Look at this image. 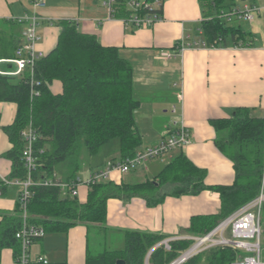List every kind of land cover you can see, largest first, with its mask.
Instances as JSON below:
<instances>
[{"label":"trees","instance_id":"16d2710c","mask_svg":"<svg viewBox=\"0 0 264 264\" xmlns=\"http://www.w3.org/2000/svg\"><path fill=\"white\" fill-rule=\"evenodd\" d=\"M199 3L205 13L197 32L202 37L199 41L214 48L223 47L226 39H230L235 48L250 45V34L236 24H229L237 20L228 23L220 17L224 7L228 11L233 8L226 6V0H199ZM127 16L124 2L118 1L113 6L112 17ZM60 24L55 48L35 65L34 78L40 82L38 96H30L28 74L0 75V103L16 106L14 121L3 128L11 144L4 155L11 162L9 181L26 178L21 133L28 125L38 135L35 148L43 149L40 165L32 175L36 183L74 181L83 148L89 156H96L103 146L117 140L119 160H125L142 144L134 118L139 102L133 98L132 65L120 56L117 48L103 47L94 36L79 32L74 22ZM54 81L61 84L59 94H53L49 88ZM212 125L217 132H222L215 145L233 165L231 185L207 186L206 171L179 151L152 179L136 184L109 180L90 185L85 203L63 194L59 187L35 185L30 188L27 205L29 223L43 229L45 234H65L76 226H84L87 232L90 228L107 232L106 205L110 199L140 198L147 206L154 207L166 197L196 196L211 191L219 195L218 214L193 217L187 231L193 236L206 235L220 221L254 199L264 178V117L255 116L249 109H237L229 119L213 121ZM61 165L67 171L64 180L56 177ZM165 185H170L171 189L160 193ZM6 188L0 186V196ZM20 227L17 198L12 212L0 214V257L6 249L12 251L14 260L18 256L20 248L15 234ZM165 239L145 232H126L122 249L102 248L92 255L87 248L84 264H115L118 260L125 264H171L192 244L180 240L171 242L168 251L163 246L156 247ZM240 256L231 247H216L182 264H230Z\"/></svg>","mask_w":264,"mask_h":264},{"label":"crops","instance_id":"0c3cea01","mask_svg":"<svg viewBox=\"0 0 264 264\" xmlns=\"http://www.w3.org/2000/svg\"><path fill=\"white\" fill-rule=\"evenodd\" d=\"M52 3L54 6L47 8L46 3L45 7L36 8L33 0H0V71H14L9 60L24 30L23 25L11 19L25 14L41 17L35 52L45 57L55 48L61 31V27L45 17L62 19V15L70 13L73 18L67 21L74 22L79 32L94 36L103 47L117 48L120 56L132 65L133 98L139 102L134 112L142 140L139 149L166 138L174 129L172 123L181 119L191 134V144L182 153L196 167L206 171L205 184L231 185L233 165L215 145L222 132H217L212 122L229 119L237 109H249L255 116L264 117V0H231L228 5L237 9L246 5L260 9L252 22L241 21L244 26L236 23L242 31L250 34L251 43L247 48H235L232 41L226 39L220 48L186 49L182 53L177 50L181 41L202 38L197 32L205 13L199 0H165L162 21L148 29L126 28L123 18L112 17L102 0H55ZM64 9L69 12L64 13ZM162 53H169L171 57L164 59ZM49 88L53 94L62 90L57 81ZM178 96H181L180 101ZM173 107L176 108L175 114L172 113ZM15 113L13 103H0V179H7L11 171V162L4 157L11 144L3 128L12 124ZM117 148L119 151V145ZM119 159L118 154V159L100 161L101 170L108 160ZM153 162L130 172L134 182L121 180L115 183L144 182ZM96 171H90L89 175ZM118 176L113 173L110 181ZM10 189L16 191L12 194ZM18 193V187L7 186L0 196V214L15 209ZM87 193V187H79V203H85ZM154 207L149 208L140 198L107 201L105 227H117L123 231V241L113 249L123 248L126 232L144 231L166 239L193 236L187 232L191 219L217 215L220 199L217 193L203 191L196 196L166 197ZM158 208L160 215L157 214ZM96 230L103 238L98 246L107 248V232ZM87 242V229L76 226L65 234L45 235L31 246V256H41L50 264H84ZM0 264H15L11 250L2 251Z\"/></svg>","mask_w":264,"mask_h":264},{"label":"built area","instance_id":"2783aa9c","mask_svg":"<svg viewBox=\"0 0 264 264\" xmlns=\"http://www.w3.org/2000/svg\"><path fill=\"white\" fill-rule=\"evenodd\" d=\"M123 1L128 11V16L122 19L126 28H151L155 23L162 21V7L165 0H102L104 7L112 14L113 6ZM36 8L46 6L45 0H33ZM260 9L255 6L246 5L243 8H232L231 11L221 12L220 17L228 23L234 20H244L252 22L259 14ZM12 22L23 25L24 30L22 39L14 49L13 58L9 63L15 68L13 72H2L0 75L20 77L22 74H28L30 84V96H38V87L40 82L34 78L35 65L43 57L35 52V45L39 41L37 33L41 17L35 14H25L22 17L11 19ZM186 49H214L208 47L202 41L180 42L177 45L178 53ZM162 58L169 59L171 54L162 53ZM181 100V96H178ZM172 113H176V108H172ZM172 132L157 143L138 149L135 154L125 160H108L103 169L91 173L84 182L76 178L74 181L66 183L63 181L46 180L34 182L33 173L39 167V157L43 154V149L37 150L35 144L38 135L28 125L21 133L24 141L22 150V161L26 169L25 180H12L1 178L0 186H16L19 188L18 203L21 211V227L15 234L19 243V254L15 258V264H49L41 256H31V246L35 241L43 238L45 232L38 226L29 223L27 205L31 196L30 188L35 185L59 187L63 194H68L71 198H78L79 187H89L97 183H103L110 180L113 173L119 175L127 174L143 168L147 163L154 160H162L172 151H183L191 144V134L183 121L176 120L172 123ZM264 207V178L259 194L247 202L231 215L223 219L218 225L206 235L188 236L184 238H167L160 242L156 247L163 246L165 250H170V243L173 241H191V246L184 251L174 264H182L191 257L216 247H231L240 253V257L230 264H264L260 259V216ZM172 262V263H173Z\"/></svg>","mask_w":264,"mask_h":264},{"label":"rangeland","instance_id":"374dc122","mask_svg":"<svg viewBox=\"0 0 264 264\" xmlns=\"http://www.w3.org/2000/svg\"><path fill=\"white\" fill-rule=\"evenodd\" d=\"M64 1V0H62ZM73 1V0H72ZM231 0H226V6L229 5ZM55 0H46L47 3V8L54 6L52 5ZM228 3V4H227ZM46 8V9H47ZM68 9H64L63 12L67 13L69 11H67ZM223 12H227L228 8L224 7ZM70 13L67 15H62V19H53L51 17H45V19H50L52 21H54L53 25H56L58 27H61V24L59 21L63 22V21H67L73 17H70ZM241 21L244 20H238V22H240L239 24H241L242 26L243 23H241ZM237 22H233V23H229L230 25H235ZM118 141L117 140H113L111 143L103 146L99 153L96 156H89L86 149H82L81 150V154H80V165H79V170L77 173V177L78 179H80L82 182H84L86 180V178H88L89 176V172L90 171H96V170H101L102 167H100V161L105 160V158L107 159H118ZM177 151H172L169 154H167L162 160H154L155 162L152 163V165H148L149 167V172L146 175L147 179H151L153 178V176L157 173L160 172V170L171 160L170 156H175L177 155ZM104 155V156H103ZM226 157V156H225ZM67 175V171L65 166L61 165L57 168V173H56V177L64 180L65 176ZM132 174L127 173V174H123L120 175V177L118 176L115 179H112L113 182H120L121 180L123 182H134V180H132ZM145 179V178H144ZM143 179V180H144ZM111 180V179H110ZM263 181V179H262ZM171 189L170 185H165L160 189V193H165L168 192ZM14 191H16L15 189H10L9 192H11L12 194L14 193ZM215 193V192H214ZM149 208H155V207H149ZM158 215H160V210L158 208ZM156 214V215H157ZM159 223V221H158ZM109 228L106 227L107 229V233H106V237H105V242L107 244V248H116L119 246V243H121L123 241V231H120L119 229H117V227H112V226H108ZM260 229H261V233H260V238H259V243H260V257L261 260H264V207L260 216ZM144 232V231H141ZM45 235H49V234H45ZM99 233L97 232V230L90 228L88 230V250L89 252L94 255L96 254L98 251H100L103 247H99L98 243H102V239L101 237H99ZM45 237V236H44ZM175 261V260H174Z\"/></svg>","mask_w":264,"mask_h":264},{"label":"water","instance_id":"95a60500","mask_svg":"<svg viewBox=\"0 0 264 264\" xmlns=\"http://www.w3.org/2000/svg\"><path fill=\"white\" fill-rule=\"evenodd\" d=\"M177 259H178V258H177ZM177 259H176V260H177ZM176 260H175V261H176ZM175 261H174V262H175ZM174 262L171 263V264H174ZM115 264H125V262H124L123 260H118V261H116Z\"/></svg>","mask_w":264,"mask_h":264}]
</instances>
